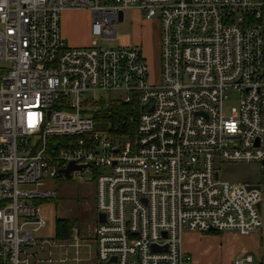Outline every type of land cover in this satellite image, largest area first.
I'll use <instances>...</instances> for the list:
<instances>
[{"label": "built area", "instance_id": "built-area-1", "mask_svg": "<svg viewBox=\"0 0 264 264\" xmlns=\"http://www.w3.org/2000/svg\"><path fill=\"white\" fill-rule=\"evenodd\" d=\"M68 9L91 11L90 45L63 37ZM127 9L159 21L156 78L141 45H98ZM117 102L134 122L100 126L94 112ZM71 163L105 214L84 244L96 264H186L187 231L260 232L261 187L217 165L264 170V0H0V264L83 261L76 228L68 243L36 236L42 202L58 197L46 177Z\"/></svg>", "mask_w": 264, "mask_h": 264}, {"label": "rangeland", "instance_id": "rangeland-1", "mask_svg": "<svg viewBox=\"0 0 264 264\" xmlns=\"http://www.w3.org/2000/svg\"><path fill=\"white\" fill-rule=\"evenodd\" d=\"M85 18L86 16L83 14L79 17V20L82 21ZM151 22H154V24ZM159 29L160 25L157 19L146 21L140 10L127 9L125 20L118 24V37L115 39L98 38L97 42L98 45L104 47L141 45L143 53L149 61L153 77L156 78L160 68V45L157 41ZM152 30L155 37L152 35ZM94 39L91 36L90 44ZM235 104V97H232L227 105L234 106ZM217 167L222 171L221 176L230 181L260 185L263 228L260 232L246 236L230 231L194 232L195 235L191 237L183 235L185 245H189L191 248L196 246L198 249L196 252L192 251L195 262L191 260L186 264H231L234 259L247 255H252L255 258L253 264H264V170L260 163H224L218 164ZM46 182L48 188L58 191V197L42 202L40 214L47 220L48 224L39 232H36L39 243L41 240L56 238V220L61 217L68 218L74 224L72 229L76 228L79 237L83 239V246L80 248V257L83 258V261L79 264H96L94 250L91 249L90 252L89 247L84 245L92 242L98 219L94 180L89 176H86L85 179L76 176L70 178L59 176L57 178L46 177ZM59 241L60 243L70 242V240L62 238ZM53 250L56 257L65 256V249L62 246H59V249L54 247ZM70 251L69 256L72 258L75 255L74 248H70ZM65 264L77 263L68 260Z\"/></svg>", "mask_w": 264, "mask_h": 264}, {"label": "crops", "instance_id": "crops-1", "mask_svg": "<svg viewBox=\"0 0 264 264\" xmlns=\"http://www.w3.org/2000/svg\"><path fill=\"white\" fill-rule=\"evenodd\" d=\"M83 14L86 16V18L81 21V20H79V17ZM151 23L154 24V22H151ZM91 25H92V13L89 10H86V9H76V10L68 9V10L64 11V13L62 15V19H61L62 33H63V36L66 38L67 42L71 46L80 47V46L90 45L91 36H92L91 35ZM183 235H185V236L188 235L187 237H191L192 235L194 236L195 234H194V232L187 231ZM63 239H65V238H63ZM184 241H185V239L183 238V244H184ZM185 244L183 245L184 251L187 254H189L191 256L193 262H195V258H194L192 251L196 252V250H198V249L196 248V246L191 248L189 245H185ZM56 249H59V247H56ZM53 253L55 254L54 250H53ZM56 258L60 259V258H62V256H60V257L57 256ZM54 264H60V263L55 262Z\"/></svg>", "mask_w": 264, "mask_h": 264}, {"label": "trees", "instance_id": "trees-1", "mask_svg": "<svg viewBox=\"0 0 264 264\" xmlns=\"http://www.w3.org/2000/svg\"><path fill=\"white\" fill-rule=\"evenodd\" d=\"M136 111V110H135ZM134 113V108L131 104L117 102L115 105L105 108L100 105V108L94 112V117L100 122L108 118V120L113 121V123H121L125 120L127 124H132L134 120L132 119V114ZM105 124V122H102ZM105 126V125H104ZM73 222L65 217L58 218L56 220V234L59 238H70L72 235ZM211 233V232H210Z\"/></svg>", "mask_w": 264, "mask_h": 264}, {"label": "water", "instance_id": "water-1", "mask_svg": "<svg viewBox=\"0 0 264 264\" xmlns=\"http://www.w3.org/2000/svg\"><path fill=\"white\" fill-rule=\"evenodd\" d=\"M123 19H124V12L122 11V12H120V20L123 21ZM80 168H81V166H78V165H75L74 163H71L67 169L63 170V172L66 174V176L68 178H70L71 177V172L74 169H80ZM248 189H260V185L249 184L248 185ZM259 208L261 209V203H259ZM98 220L100 222L105 221V214L100 213L98 215ZM153 250L156 251V250H158V248L156 246H154Z\"/></svg>", "mask_w": 264, "mask_h": 264}, {"label": "flooded vegetation", "instance_id": "flooded-vegetation-1", "mask_svg": "<svg viewBox=\"0 0 264 264\" xmlns=\"http://www.w3.org/2000/svg\"><path fill=\"white\" fill-rule=\"evenodd\" d=\"M152 35H153V37H155V33L153 32V30H152ZM157 41H160V29H159V34H158V40Z\"/></svg>", "mask_w": 264, "mask_h": 264}]
</instances>
